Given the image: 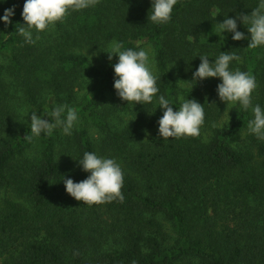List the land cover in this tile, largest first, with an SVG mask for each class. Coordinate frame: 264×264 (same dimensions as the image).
Listing matches in <instances>:
<instances>
[{
    "label": "trees",
    "instance_id": "obj_1",
    "mask_svg": "<svg viewBox=\"0 0 264 264\" xmlns=\"http://www.w3.org/2000/svg\"><path fill=\"white\" fill-rule=\"evenodd\" d=\"M256 4L177 0L171 19L155 24L147 20L151 0H98L24 44L17 35L23 0L0 3V15L15 5L8 27L0 22V264H264V140L241 138L252 114L238 103L227 124L214 128L227 107L216 92L219 78L190 81L196 55L211 61L235 52L240 60L230 67L255 76L253 103L264 108V46L247 47L248 39L230 33L223 42L216 33L224 16ZM113 40L152 45L159 94L177 107L178 94L203 104L199 136L160 137L155 98L133 106L117 96V57L110 63L105 51ZM86 49L98 66L81 54ZM84 85L88 93L77 100ZM58 103L78 111L73 134L56 129L25 139L30 109L43 114ZM85 151L120 163L122 202L89 205L65 191L63 176L88 175L75 160Z\"/></svg>",
    "mask_w": 264,
    "mask_h": 264
},
{
    "label": "clouds",
    "instance_id": "obj_2",
    "mask_svg": "<svg viewBox=\"0 0 264 264\" xmlns=\"http://www.w3.org/2000/svg\"><path fill=\"white\" fill-rule=\"evenodd\" d=\"M6 0H0L4 3ZM98 0H23L21 17L23 23L19 22L17 35L22 37L24 44H35L39 39V33L54 26L57 21H62L71 11H79L94 7ZM177 0H151L150 11L147 20L155 24L167 23ZM15 15V5L7 7L0 15V22L4 28L12 22L11 17ZM240 21L247 26V32L238 30ZM218 23L220 38L225 40L226 34H231L232 40L248 39L247 47L258 48L264 46V0H257L256 7L248 14L237 13L235 16H224ZM3 32V29H0ZM89 49V48H88ZM88 49L81 52L88 55ZM108 60L111 63L113 54L116 61L111 63L114 71L113 87L117 96L131 102L149 104L156 99V107L159 106L162 115L157 120L158 134L165 139L169 137H196L200 135L201 126L205 122L203 104L195 98H188L178 94L177 103L174 104L164 94H159L157 86L156 65L154 53L150 46L136 48H124L122 42L113 40L108 45ZM200 63L192 72L190 81H202L206 78H219L216 92L220 101L231 104L232 107L238 103L244 111L251 112V118L247 121L246 133L254 135L258 140H264V108L259 103H253L252 92L256 88L255 76L249 72L241 71L238 67H230L231 63L239 61L240 57L235 52L220 51L213 60L206 54H198ZM195 57V56H194ZM175 105V110L173 109ZM30 117L25 119L29 127V133L24 138L32 142L34 138L50 135L59 129L61 134L71 136L78 127L80 116L78 111L67 103L53 104L51 109H45L43 114H38L35 109ZM30 110L24 113V118L29 116ZM51 120L43 118L44 114ZM129 122V121H128ZM225 121L214 123L212 126L224 127ZM90 137L99 141L101 133L96 128L89 129ZM81 169L88 173L86 178L74 181L73 178L63 176L65 191L78 201L89 205L103 203L119 199L124 196L121 192L123 185V171L120 163L114 157L101 156L95 151H85L79 159H75Z\"/></svg>",
    "mask_w": 264,
    "mask_h": 264
},
{
    "label": "rangeland",
    "instance_id": "obj_3",
    "mask_svg": "<svg viewBox=\"0 0 264 264\" xmlns=\"http://www.w3.org/2000/svg\"><path fill=\"white\" fill-rule=\"evenodd\" d=\"M146 46H150V48H151V50H152V52H153V47H152L151 44H149V43L142 44V47H146ZM88 57L91 59V61H92L95 65L98 66V65L100 64V62L98 61V59H97L95 56H93L92 54L88 53ZM0 62L4 63V62L2 61V58H0ZM84 86H85V85H84ZM87 93H88V87H86V86H85L84 88L78 90V93H77V100H80L81 97L84 96L83 94L86 95ZM232 108H233V107H232L231 104H227V107H226V109H225V111H224V114H223V117H222V121H225V122H226V121L228 120V118H229V116H230V113H231V111H232ZM245 133H246V129H244L241 138L244 136ZM0 261H1V259H0Z\"/></svg>",
    "mask_w": 264,
    "mask_h": 264
}]
</instances>
